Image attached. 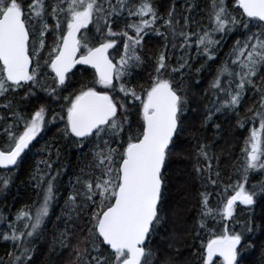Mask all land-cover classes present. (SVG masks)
Instances as JSON below:
<instances>
[{"label": "snow or ice", "instance_id": "snow-or-ice-1", "mask_svg": "<svg viewBox=\"0 0 264 264\" xmlns=\"http://www.w3.org/2000/svg\"><path fill=\"white\" fill-rule=\"evenodd\" d=\"M128 5L129 0H116L115 4L112 0H0V98L5 101L0 108L12 116L11 123L0 116V139L6 146L0 149V168L9 172L19 168L26 150L57 121L63 123L62 138L76 148L95 142L88 167L99 175L94 180L78 178L81 191L70 194L65 202L77 216L81 207L88 210L85 240L96 253L88 264H156L150 242L166 222L162 211L163 170L189 111L183 80L193 71L191 52L194 48L198 58L214 61L225 38L243 30V38L235 40L216 70L210 85L215 100L206 106L203 126L218 113H231L244 127L239 110L250 89L259 94V107L248 109L253 126L242 150L239 179L221 185L215 193V208L210 203L213 193L202 183L205 191L200 193L197 237L207 233L200 246L202 264H244L245 253L252 248L246 243L250 234L264 231V224L254 223L255 207L264 200V179L249 185L251 176H264V0H234L231 10L226 0H211L208 27L195 33L190 30V16L183 14L191 8L177 9L176 0L166 16L159 14L152 0ZM125 10L132 22L125 18L124 27L113 31V24L121 22ZM159 21L163 31L156 27ZM90 25L96 34L91 39ZM150 32L164 37L165 50L149 58L154 61L153 72L147 86L140 85L137 91L129 84L134 70L145 63L141 52ZM118 40L122 52L117 49ZM169 44L173 53H183L176 56L175 65L171 63ZM110 49L119 54L118 60L110 56ZM77 65L87 66L83 71L94 70L93 79L77 92L61 96ZM203 67L196 68L195 73ZM49 75L54 87L42 82L41 77ZM21 91L25 108L31 100L37 101L30 113H22L8 99L10 93L18 95ZM39 91L48 99L41 102ZM60 99L64 103L57 113L48 101ZM215 127L218 130L220 125ZM207 149L208 145H199L198 156L209 164L207 169L197 166L196 172H209V183L215 187L220 174L216 172L217 179L211 178ZM41 151L51 156L50 145ZM56 155L59 159V149ZM39 163L51 171V163ZM37 175V201L20 209L0 233V239L11 242L14 249L9 253L11 264H31L35 239L57 198L59 173L46 179L38 167L33 179ZM9 183V175L0 176V191ZM238 205L249 212L248 219L239 225L235 222ZM209 220L220 230L209 229ZM61 237L64 246L66 235L62 233ZM76 251L79 258L81 252L78 248Z\"/></svg>", "mask_w": 264, "mask_h": 264}, {"label": "trees", "instance_id": "trees-1", "mask_svg": "<svg viewBox=\"0 0 264 264\" xmlns=\"http://www.w3.org/2000/svg\"><path fill=\"white\" fill-rule=\"evenodd\" d=\"M30 2V0H26ZM140 0H129V7L137 5ZM115 4L116 0H112ZM161 16H166L168 9L172 6L173 0H152ZM211 0H176L177 9L184 10L191 8V11H184V15L190 16L189 25L191 32L195 33L208 27ZM230 10L234 6V0H226ZM234 15L236 13H233ZM128 18L127 10L121 17V22L113 24V31H120L123 27V20ZM132 22V18H128ZM162 21H159L156 27L161 28ZM88 35L91 39L94 37L95 28L90 25ZM164 29L161 28V31ZM131 34V33H130ZM243 30L232 33L223 41L217 53V58L207 60L204 57H197L195 49L191 52V65L193 71L185 74L183 85L187 98L189 100V111L183 122V131L174 139L171 146V152L164 168V203L163 215L166 222L154 234L150 247L156 254V264H202L201 244L206 241L207 233L202 232L201 237H197V218L200 210V193L205 191L212 192L211 206L216 207L218 197L216 192L221 190L222 184L236 183L239 179L238 168L243 162L242 150L245 147V140L249 135V130L253 126L250 120L252 112L259 107V94L254 90H248L239 110V119L245 121L244 127L237 124V117L231 113L216 114L212 121L204 124L206 106H211L215 100L214 94L210 88L216 70L224 61L226 53L236 39L243 38ZM51 44V37H49ZM123 45L118 40L117 49L122 52ZM165 50V39L155 33H149L143 41L144 65L134 70L131 78L130 87H136L137 91L140 85L147 86L150 73L153 72L154 61L150 57L157 56ZM168 52L172 55L171 63L175 65L176 56L182 55L179 50L173 53L171 45L168 46ZM47 49H45V55ZM110 55L119 59V54L111 50ZM204 65L203 70L197 74L195 69ZM87 66H77L73 73H70V79L66 82L67 87L60 93L61 96H69L77 92L83 84L89 83L93 79V70ZM45 71V69H41ZM51 75V74H50ZM49 76H42V82L47 86L54 87L53 80ZM199 81L197 84L195 81ZM264 88V85H261ZM23 92L18 95L10 93L8 99H11L15 105L19 106L22 113H30L37 106L35 99L28 103L25 108ZM41 102L47 100L45 93L38 92ZM5 101L0 98V104ZM49 106L58 113L60 105L64 103L62 99L55 101L49 100ZM138 103V102H137ZM0 116L6 117V122H12L11 112L0 108ZM51 119V116L48 117ZM135 119V118H134ZM219 124L217 130L215 127ZM258 126V123H257ZM63 123L57 121L56 124H49L42 131L37 140L34 141L30 149L23 154V161L19 168L9 172L7 169L0 168V176L9 175L10 183L6 190L0 191V233L6 230L7 223L13 221L17 212L26 206L33 205L40 196V189L36 187L39 175L33 179V174L37 168L47 179L50 175H57L56 187L58 189L57 198L53 203L50 216L42 226L39 236L35 239L34 252L31 264H88L91 256L96 255L91 250V245L85 240L87 236L88 210L81 207L77 211H71V206H66L67 197L74 192L81 191L80 184L76 181L88 179L94 180L98 171L89 168L92 161L91 150L95 147V142L88 144L82 149H78L70 141L64 140L61 136ZM3 131V122H0V134ZM203 143L208 145V156L211 160V178L217 179L216 172L220 176L217 185L213 187L208 180L209 172L204 171L200 175L196 172V167L207 169L209 160L203 156H198L199 145ZM51 146V156L41 149ZM6 147L4 141L0 139V149ZM115 147V145H113ZM59 149L60 156L57 159L56 151ZM47 161L52 164V169L46 168L40 161ZM264 179V176L253 175L249 178V185L257 183ZM82 205V201L78 200ZM254 223L264 224V200H261L255 207ZM249 217V212L244 206L236 209L235 222L242 224ZM208 228L219 231L213 220L208 221ZM239 230V227H237ZM66 235V239L61 243V234ZM246 243L251 244L252 248L245 253L244 264H264V231H255L250 234ZM77 248L81 255L77 257ZM85 249L88 251L85 253ZM14 249L11 242L0 239V260L4 264H11L9 253Z\"/></svg>", "mask_w": 264, "mask_h": 264}, {"label": "flooded vegetation", "instance_id": "flooded-vegetation-1", "mask_svg": "<svg viewBox=\"0 0 264 264\" xmlns=\"http://www.w3.org/2000/svg\"><path fill=\"white\" fill-rule=\"evenodd\" d=\"M112 49L109 50V53L111 52ZM111 56V55H110ZM75 69V68H74ZM94 71V70H93Z\"/></svg>", "mask_w": 264, "mask_h": 264}, {"label": "water", "instance_id": "water-1", "mask_svg": "<svg viewBox=\"0 0 264 264\" xmlns=\"http://www.w3.org/2000/svg\"><path fill=\"white\" fill-rule=\"evenodd\" d=\"M77 66H80V65H77ZM74 70V69H73ZM2 169H4V168H2Z\"/></svg>", "mask_w": 264, "mask_h": 264}]
</instances>
